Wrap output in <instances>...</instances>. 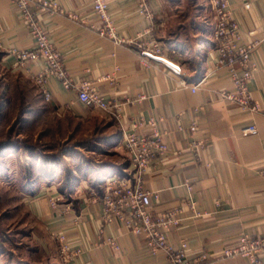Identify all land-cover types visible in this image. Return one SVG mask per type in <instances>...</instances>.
<instances>
[{
    "label": "crops",
    "instance_id": "0c3cea01",
    "mask_svg": "<svg viewBox=\"0 0 264 264\" xmlns=\"http://www.w3.org/2000/svg\"><path fill=\"white\" fill-rule=\"evenodd\" d=\"M56 1L78 19L49 13L36 3L31 9L60 51L74 87L66 89L60 80L50 77L52 99L46 103L85 120L93 113L111 118L116 130L100 141L98 149L91 146L90 151L97 153L108 147L116 154L125 149V134L138 117L159 121L170 151L157 159L144 176V187L160 194V199L152 202L155 215L183 209L186 219L168 236L176 247L186 240L189 257L219 253L242 234L264 235V177L258 171L264 166V0H230L243 39L259 42L254 55L258 70L250 83L258 106L255 112L243 111L222 98L221 93L231 90L233 82L227 69L216 65L218 44L211 5L209 21H201L199 16L194 20L190 43L176 42L169 36V45L160 37L169 25L167 0H145L153 20L141 13L143 0H106L117 41L96 31L100 22L92 0ZM150 42L162 44L166 56L182 65V76L173 74L163 63L142 62L141 44ZM34 46L35 39L11 0H0V67L18 71L35 83L44 60L30 63L27 69H17L13 54L14 49L30 50ZM84 81L105 99L120 104L118 115L83 105L78 87ZM194 121L198 130L191 134ZM251 123L257 126L258 133L244 134L242 128ZM204 141L207 145L196 157L193 142ZM129 160L128 164L118 158L94 162L80 180L73 181L77 183L69 196L59 190L62 181L54 179L37 185L26 198L30 214L39 224L36 243L20 264H63L59 233L82 249L76 264H167L165 254L156 258L150 255L144 237L130 233L116 221L103 224L99 198L105 179L128 176L134 170L130 157ZM52 199L58 200L55 208ZM191 201L203 214L201 217H190ZM109 237L117 239L119 248L107 243ZM262 260L264 263V253ZM210 264L251 263L243 257H233Z\"/></svg>",
    "mask_w": 264,
    "mask_h": 264
},
{
    "label": "built area",
    "instance_id": "2783aa9c",
    "mask_svg": "<svg viewBox=\"0 0 264 264\" xmlns=\"http://www.w3.org/2000/svg\"><path fill=\"white\" fill-rule=\"evenodd\" d=\"M93 10L100 24L96 31L104 37L118 40L115 26L109 14V3L106 0H92ZM19 11L22 19L31 35L35 39V46L30 50H13L17 62L15 68L27 69L30 63L44 60V67L35 77L43 98L49 102L52 99L49 90V79L55 77L61 81L66 89L74 87L68 76L60 51L52 42L48 32L40 25L38 18L32 11V4L36 3L42 10L49 13L64 14L72 19L78 16L65 10L56 0H11ZM210 5L215 15L214 37L217 46V67L227 69L232 82L231 90L223 91L222 98L230 104L239 106L243 111L255 112L258 106L255 103L250 83L258 70V63L254 58L259 42L256 40L245 41L242 29L236 20L230 7V0H210ZM141 13L154 19L153 13L146 7L143 0L140 3ZM249 8L250 4H246ZM120 42V41H119ZM140 52L142 62L156 61L163 63L173 74L182 76L183 67L180 63L172 61L165 54V49L159 42L141 44ZM197 85L192 87L193 92ZM79 101L87 106L100 109L112 115H118L121 105L115 101L105 99L103 95L95 91L90 82L84 81L78 87ZM143 98V97H142ZM200 108L199 110H201ZM198 111V109H196ZM179 130H183L179 126ZM198 130V123L194 121L189 129L193 134ZM246 135H255L258 128L254 123L242 128ZM195 156L198 157L200 149L207 143L193 142ZM123 146L131 157L134 166L133 172L121 177L112 175L105 179L104 190L99 198L103 206V224L108 225L118 222L130 233L144 237L147 249L153 257L165 254L167 264H210L213 261L225 260L233 257H243L251 264H264V235L251 236L242 234L236 243L226 246L216 254L201 253L197 257H189L187 254L188 242L182 240L178 247L169 240V233L173 228L179 227L186 219L182 208H173L155 215L152 209L153 200H159V192H151L144 187V176L154 167L157 159L165 156L170 151V145L166 140V133L159 128V121L155 118L146 119L138 117L125 134ZM264 177V166L258 169ZM191 189V188H190ZM52 207H56L58 200L52 199ZM190 217L199 218L203 214L198 210L194 202H190ZM60 244V256L63 264H76L82 254L79 246L72 244L65 234L57 235ZM107 243L119 248L117 239L109 237Z\"/></svg>",
    "mask_w": 264,
    "mask_h": 264
},
{
    "label": "rangeland",
    "instance_id": "374dc122",
    "mask_svg": "<svg viewBox=\"0 0 264 264\" xmlns=\"http://www.w3.org/2000/svg\"><path fill=\"white\" fill-rule=\"evenodd\" d=\"M167 3L169 25L160 34L167 44L169 36L176 42L190 43L196 17L205 22L211 18L209 0ZM42 98L31 79L0 67L1 264L24 263L29 247L36 243L39 224L31 216L26 198L37 185L54 179L62 185L69 174L72 180H80L96 161L118 158L130 163L125 149L118 154L109 147L102 153L90 151L91 146L98 149L100 141L116 130L111 118L93 113L85 120L58 111Z\"/></svg>",
    "mask_w": 264,
    "mask_h": 264
},
{
    "label": "trees",
    "instance_id": "16d2710c",
    "mask_svg": "<svg viewBox=\"0 0 264 264\" xmlns=\"http://www.w3.org/2000/svg\"><path fill=\"white\" fill-rule=\"evenodd\" d=\"M72 175L69 174V178L66 179L62 185H60L59 190L64 196H69L74 190V180H72Z\"/></svg>",
    "mask_w": 264,
    "mask_h": 264
}]
</instances>
